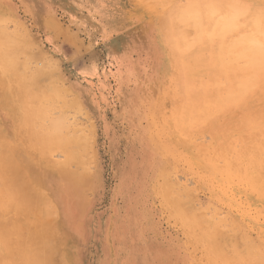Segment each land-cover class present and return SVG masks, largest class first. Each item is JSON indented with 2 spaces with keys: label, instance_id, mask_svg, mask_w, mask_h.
<instances>
[{
  "label": "rangeland",
  "instance_id": "rangeland-1",
  "mask_svg": "<svg viewBox=\"0 0 264 264\" xmlns=\"http://www.w3.org/2000/svg\"><path fill=\"white\" fill-rule=\"evenodd\" d=\"M0 14L7 18L8 30L30 43L26 56L34 57L33 66L47 68L48 74L39 77L40 85L55 82L61 99L56 98L51 118L64 114L79 121L77 131L63 130L84 141L75 148L79 158L70 163L64 151H54L46 160L35 158L26 145L17 149L22 164L31 161L22 165L28 170L27 183L29 176L32 180L25 188L45 191L48 198L32 192L35 199L31 198L27 215L12 210L3 216L10 224L17 222L14 232L23 240L15 248L22 252V243L26 250L35 249L39 240L47 241L43 243L51 250L47 254L51 264H221L207 252V242L196 239L163 199L158 185L164 176L174 181L177 176L190 181V189L185 188L189 192H182L185 201L193 203L189 209L200 215L206 212L207 218V212H214L210 219L215 223L217 215L226 216L222 219L228 223L219 217L217 224L228 225L222 232L228 231L229 246L222 245L224 251L232 248L228 251L232 255L239 253L236 257L242 260L234 257V264H249L246 246L254 243L253 248L261 251L257 253L264 255V201L250 196L243 182L234 179L229 184L222 175L212 174L205 155L184 150L163 127L170 111L166 92L171 81L163 75L166 58L161 54L165 49L160 24L146 1L0 0ZM1 96L2 91L0 101ZM8 122L9 118V128ZM204 137L211 141L210 135ZM52 162L68 167L53 168ZM246 237L250 244H245ZM16 253L14 264L18 260L17 264L23 260L26 264V255ZM231 253L226 256L233 257Z\"/></svg>",
  "mask_w": 264,
  "mask_h": 264
},
{
  "label": "bare ground",
  "instance_id": "bare-ground-1",
  "mask_svg": "<svg viewBox=\"0 0 264 264\" xmlns=\"http://www.w3.org/2000/svg\"><path fill=\"white\" fill-rule=\"evenodd\" d=\"M143 1L154 9L159 21L161 44L163 43L165 49V52L161 54L166 58V71L163 70V75L167 74L171 81L166 92V99L171 103L170 111L166 120L163 121L165 122L163 127L171 136H174L176 144L185 148L184 150H195L198 156L205 155L203 158L206 160L205 165L209 167L212 174L215 172L216 175H222L229 184L234 179L243 182L245 186H248L247 192L250 196L264 201V0ZM5 20L7 18L0 14V91L3 92L0 101L3 102V107L0 105V112L6 109L4 114L0 113V179L2 180L0 181L3 182L0 189V264H14L13 258H16V252L22 253L23 257H25L24 254L26 255V264H51L48 258L51 250L49 253L48 247L43 243L47 241L40 242L38 237V239L34 237L35 241L39 240L38 245L36 242L38 248L36 249L35 245V249L24 250L26 246L22 243L23 249L21 248L22 252H20V247L17 248L20 246L18 242L23 239L20 240V234L17 237L14 232L17 222L10 224L4 220L5 218L3 219V216L10 215L12 210L19 211L18 213L24 210V214L27 215L26 210L28 212V205L31 198L33 199L32 192H38L31 191L29 187L25 188L32 180H29V176L27 183L25 172L28 170L23 169L24 164L17 149L26 145L32 149L35 158L38 156L46 160L53 157L51 155L55 153L54 151L61 153L64 151V155L68 156L67 162L70 163L78 157L75 148L78 145L82 146L81 143L84 141L80 143L78 137L76 140L75 136L72 138L69 134L66 135L65 128L76 130L81 123L79 124L77 120L71 121L64 114L51 118L59 95L55 82L54 85L52 82L40 85L39 77L48 74L47 68L33 66L34 57L26 56L27 51L31 50L30 43L25 42L26 39L19 33L18 35L17 32L8 30ZM71 103L73 105V102ZM66 105L68 106L67 103ZM8 118L9 128L6 125ZM206 134L211 137L208 143L205 140L207 138L204 137ZM193 156L195 157V154ZM30 162L26 161L24 166L29 165ZM62 166L63 170L68 167L67 164ZM58 167L53 168L58 169ZM165 177L158 187L172 212L186 223L190 233L196 239L207 242L209 249L204 250L212 254L213 258L217 261L219 259L218 262L221 264H234L236 255L239 253L233 251L234 255H232V251L228 252L232 248L228 251L226 249L228 253L224 251L227 241L230 240L228 231L222 232L223 227L226 229L228 220L223 218L227 223L225 222L223 227L220 225L219 228L217 222H220V214L217 215V221L214 220L215 223L211 221V215L214 212L211 211V214L207 212L208 216L210 215L209 218L205 216L206 212L202 215L200 211L202 207L197 208L201 215L196 214V211L193 212L194 209L192 211L188 208L192 202L185 201L186 197H182L183 190L189 192L186 190L190 189L187 186L190 185L189 179L182 181L183 178L176 176L174 181L171 177ZM42 192L45 193V191ZM188 192H186L187 198L189 196V199L193 200L191 198L193 196L188 195ZM43 193L37 194L42 196ZM42 197L48 198L44 194ZM37 198L35 201H38ZM40 203L44 205V202ZM193 206H196L195 203ZM205 207L207 210L208 205ZM222 217L226 218L223 214ZM43 221L40 220V223ZM35 222H38V219ZM221 227L222 230H220ZM239 232L241 233L240 230ZM13 234L17 238L13 237ZM21 234L24 237V234ZM249 240L245 244L252 242ZM245 241L242 240V242ZM254 244L249 245L251 247L246 246L247 256L242 255L243 258L244 255L248 257L249 264H256L257 259L260 261L263 259L261 256H264L258 248H253ZM223 246H225L224 249ZM243 247L245 246L241 248ZM49 249L53 251L54 248ZM257 250L260 252L257 253ZM230 253L233 257L226 256ZM23 261L25 263V260ZM16 262L15 264L18 263ZM263 262L264 259L262 264Z\"/></svg>",
  "mask_w": 264,
  "mask_h": 264
}]
</instances>
